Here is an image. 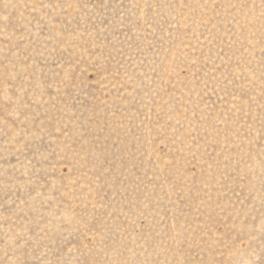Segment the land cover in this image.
<instances>
[{
    "label": "rangeland",
    "instance_id": "1",
    "mask_svg": "<svg viewBox=\"0 0 264 264\" xmlns=\"http://www.w3.org/2000/svg\"><path fill=\"white\" fill-rule=\"evenodd\" d=\"M0 264H264V0H0Z\"/></svg>",
    "mask_w": 264,
    "mask_h": 264
}]
</instances>
